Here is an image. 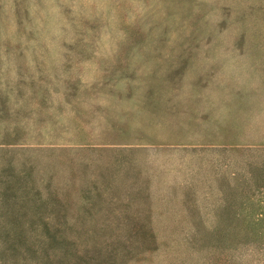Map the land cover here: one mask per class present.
<instances>
[{"label":"rangeland","instance_id":"1","mask_svg":"<svg viewBox=\"0 0 264 264\" xmlns=\"http://www.w3.org/2000/svg\"><path fill=\"white\" fill-rule=\"evenodd\" d=\"M0 264H264V0H0Z\"/></svg>","mask_w":264,"mask_h":264}]
</instances>
